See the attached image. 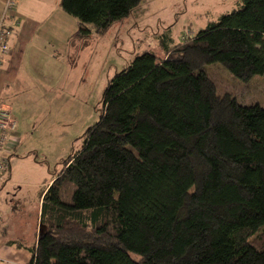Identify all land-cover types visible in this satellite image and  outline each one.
<instances>
[{"label":"trees","instance_id":"obj_1","mask_svg":"<svg viewBox=\"0 0 264 264\" xmlns=\"http://www.w3.org/2000/svg\"><path fill=\"white\" fill-rule=\"evenodd\" d=\"M142 1L61 9L87 40ZM161 44L166 57L144 52L110 80L83 149L42 191L38 237L15 242L27 264H264V108L219 95L207 73L264 75V0Z\"/></svg>","mask_w":264,"mask_h":264},{"label":"rangeland","instance_id":"obj_2","mask_svg":"<svg viewBox=\"0 0 264 264\" xmlns=\"http://www.w3.org/2000/svg\"><path fill=\"white\" fill-rule=\"evenodd\" d=\"M242 5L243 0H143L104 35L64 46L59 62L43 59L39 69L19 71L0 97L17 122L9 180L0 189V247L22 240L31 246L38 237L41 193L60 164L83 149V135L99 121L103 92L115 74L144 52L166 57L162 39L176 46ZM68 21L77 23L64 13ZM207 73L219 95L264 108V75L243 82L220 64ZM23 251L8 262H27L30 252Z\"/></svg>","mask_w":264,"mask_h":264},{"label":"crops","instance_id":"obj_3","mask_svg":"<svg viewBox=\"0 0 264 264\" xmlns=\"http://www.w3.org/2000/svg\"><path fill=\"white\" fill-rule=\"evenodd\" d=\"M62 0H19L16 11L5 24L16 31L11 40L9 54L2 57L0 65V97H4L8 88L17 78L18 72L26 74L28 66L39 69L43 59L60 61L64 56V46L68 47L81 41L77 38L79 22H64V12L61 9ZM5 0H0V22L3 15ZM68 23V27L66 24ZM71 23V24H70ZM65 36V38H64ZM68 39H71L70 41ZM70 49V48H69ZM16 150V148H15ZM14 150V152H15ZM9 176V175H8ZM9 180V179H8ZM50 185H47V187ZM14 244L0 247V259L8 262L22 254ZM29 257V256H28ZM27 262L16 261L17 264ZM10 264V262H8Z\"/></svg>","mask_w":264,"mask_h":264},{"label":"built area","instance_id":"obj_4","mask_svg":"<svg viewBox=\"0 0 264 264\" xmlns=\"http://www.w3.org/2000/svg\"><path fill=\"white\" fill-rule=\"evenodd\" d=\"M19 0H5L2 19L0 22V65L2 57L9 54L11 40L15 37L16 31L13 27L7 26L5 22L12 17ZM184 37L182 39H186ZM17 122L11 114V109L5 104H0V187L8 181V173L11 168V158L16 147L14 141ZM0 264H9L0 259Z\"/></svg>","mask_w":264,"mask_h":264}]
</instances>
